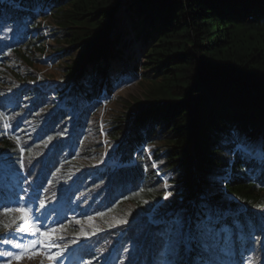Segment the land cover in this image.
<instances>
[{
    "label": "trees",
    "instance_id": "16d2710c",
    "mask_svg": "<svg viewBox=\"0 0 264 264\" xmlns=\"http://www.w3.org/2000/svg\"><path fill=\"white\" fill-rule=\"evenodd\" d=\"M48 13L61 46L50 58L53 80L38 78ZM137 43L141 94L108 123V157L119 166L108 165L101 100L125 78L123 47ZM50 83L60 86L44 90ZM0 113V188L39 190L37 202H5L39 209L45 200L47 219L35 223L64 225L60 264H159L168 237L180 264H247L249 256L264 264V157L236 148L259 145L264 154V0H0ZM159 174L170 175L167 199ZM218 177L245 210L198 218L186 247L176 224L161 219L205 217L213 200L204 190ZM18 216L0 208V237L11 231L26 244L34 237L2 226ZM116 220L127 222L111 226ZM82 231L88 236L73 243Z\"/></svg>",
    "mask_w": 264,
    "mask_h": 264
},
{
    "label": "rangeland",
    "instance_id": "374dc122",
    "mask_svg": "<svg viewBox=\"0 0 264 264\" xmlns=\"http://www.w3.org/2000/svg\"><path fill=\"white\" fill-rule=\"evenodd\" d=\"M123 19H125V15H123ZM125 21H121V24L119 27L124 28L122 23ZM125 29V28H124ZM41 30L44 33L45 38V50L42 55V63L38 66L39 71V79H42L43 77L49 78L53 80L52 78H57L59 76V71L56 70L53 63H51L50 58L53 57L57 49L61 47L60 45H57L52 40V36L49 34L52 31H57V27L55 22L52 19V16L48 13V17L44 19L41 22ZM122 45V44H121ZM138 43L132 45L131 47L124 46L123 47V54L122 57L125 62V78L122 79L119 86L114 89V92L110 96H104L101 100L102 108L99 114L98 119V125H99V137L101 142L103 143V150H102V157H103V163H107L108 165H114L119 166L118 163H115L114 161L109 160L108 154L114 150L115 146L112 144L108 138L106 137V132L108 131V123L115 120V118L119 117V115L125 114L127 111L126 105L129 102V100H132L133 98H140L141 94V87H140V75L144 73V70L142 68V64L144 63V59L142 58V54L138 52L137 49ZM138 68L135 70V68ZM135 70V71H133ZM136 74V77H134L131 74ZM55 86H60L57 83H50L48 84L44 90L52 92L51 90ZM54 100L58 103V105H61V101H58L56 96L52 95ZM71 114L74 115V117H77V112H74L70 110ZM150 148H145L148 151V154L151 156ZM248 154H251L252 156H260L264 157V154L261 152L259 145H255L253 148L249 149L246 146V150ZM134 157V156H133ZM152 163L156 165V161L152 159ZM159 177L163 181V185L165 181L168 183V178L170 175L163 176L162 174H159ZM217 179V180H216ZM216 180V183L213 181L210 182L204 190V196L212 198L213 201H210L206 205V216L203 217L199 212H197V216H194V214H168L166 216V219H161L162 222H174L176 224L175 226V232L178 233L179 238L182 240L184 245L186 247L189 246L190 242L192 241L193 236L195 235V229L196 225L200 223V219L202 220H211V221H219L223 220L225 217L228 216H234L238 212L244 211L245 208L239 204L230 194L225 192L224 186L225 183L221 180V177L214 178ZM169 185V184H168ZM26 196L29 197L32 193L28 189H25ZM220 195V196H218ZM216 207L224 208L222 210V213L218 215V213L215 212ZM157 207L153 209L152 212H150L147 215V220L151 224H157L158 221L154 218V215H156ZM16 215H20L19 213H15ZM181 215V216H180ZM179 221L177 224L176 222ZM88 224V226H96V223L92 222H85V225ZM99 228V227H98ZM59 235H62V231L59 233ZM134 248L131 247L127 253V255L130 257L133 252ZM264 252V251H263ZM254 257L249 256L247 259V264L251 262V264H255V260H253ZM44 260V264H48V261L44 259L43 257L37 255L31 259L25 257L21 260H11V264H41V260ZM9 257L2 263V264H8Z\"/></svg>",
    "mask_w": 264,
    "mask_h": 264
},
{
    "label": "snow or ice",
    "instance_id": "6c2138e0",
    "mask_svg": "<svg viewBox=\"0 0 264 264\" xmlns=\"http://www.w3.org/2000/svg\"><path fill=\"white\" fill-rule=\"evenodd\" d=\"M2 117H3V113H0V118ZM7 126H8L7 123H5V127ZM231 135L235 137L236 133L233 132L231 133ZM17 143H19V141H17ZM236 148L238 151L246 150V146L240 144H238ZM21 157H23V149H21ZM20 163H21V168H23L24 164L22 158ZM29 163H31V161H29ZM152 167L155 168L156 165L153 164ZM57 171H59V169ZM163 187L165 189L164 199H167L169 196L172 195L171 192L167 191L170 185H168V183L165 181ZM45 191H47V189ZM11 196H15L16 199L15 201H9V202H15L19 204L20 201L25 200L24 196H18L14 191L6 192L4 189L0 188V208H3V214L5 216H9L12 213L20 214L18 217H13L10 221L3 223L2 226L6 229H11L13 225H16L15 231L17 233L30 235L34 237V239L30 240L28 243L25 244L16 241L15 236L10 231L5 236L0 237V241H2L3 244L5 245V250L0 251V257H4V256L9 257L8 264H11V260H21L25 257L31 259L39 255L44 259H46L48 261V264H60L59 258L64 254V251L68 248L67 244L61 245L60 243V240H62L63 237L59 235V233L64 228V225H60L57 228H48L45 230L44 225L42 223L39 225L35 223L36 221L47 219V217L44 216L42 213V210L46 206L45 200L39 199V209L35 207L29 208L30 202H25L23 204H20L19 207L13 208V207H8L7 203L5 202L6 197H11ZM32 198L33 201L39 198L38 189L32 192ZM37 212H41V215H36L35 213ZM17 221H19V223H17ZM126 222H127L126 220L124 221L116 220L111 226L115 227L119 224H123ZM77 223H79V221H77ZM176 223L178 224L179 221H177ZM81 236L87 237L88 233L82 231L80 235L77 236L76 240L73 241V243L77 242ZM259 242L261 244H264V237H261ZM176 246H177V241L175 239H172L171 237L165 239L163 243V251L160 254L161 259L159 261V264H180L179 260H173L170 258L171 256L176 255ZM9 247L12 248L13 250L9 251L8 250ZM205 247L208 246L205 245ZM53 249H55V251H53ZM41 264H44L43 259L41 260ZM249 264H251V262H249Z\"/></svg>",
    "mask_w": 264,
    "mask_h": 264
}]
</instances>
